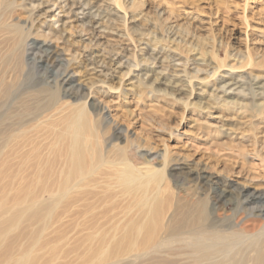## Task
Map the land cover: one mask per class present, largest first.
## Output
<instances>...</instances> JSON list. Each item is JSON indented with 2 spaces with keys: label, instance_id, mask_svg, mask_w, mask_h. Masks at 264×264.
Returning a JSON list of instances; mask_svg holds the SVG:
<instances>
[{
  "label": "rangeland",
  "instance_id": "1",
  "mask_svg": "<svg viewBox=\"0 0 264 264\" xmlns=\"http://www.w3.org/2000/svg\"><path fill=\"white\" fill-rule=\"evenodd\" d=\"M120 1L7 0L10 8L23 9L15 19L27 45L34 42L59 59L49 66L53 75L33 88L60 94L73 88L83 96L93 90L86 99L106 107L107 138L120 127L130 140L155 147L143 156L133 145L137 167H161L168 151L171 165L211 175L214 186L263 191L264 0ZM21 50L23 78L31 85L47 62L31 64L40 50ZM102 57L106 68L94 64ZM219 61L224 65L217 68ZM66 75L72 84L63 83ZM167 177L177 195L210 192L182 176ZM22 181L19 174L0 173V264H20L17 259L28 253V264H99L82 218L44 226L21 218ZM43 198L50 201L48 193ZM103 225L109 232L117 223ZM123 258L109 262H148L147 256Z\"/></svg>",
  "mask_w": 264,
  "mask_h": 264
},
{
  "label": "bare ground",
  "instance_id": "2",
  "mask_svg": "<svg viewBox=\"0 0 264 264\" xmlns=\"http://www.w3.org/2000/svg\"><path fill=\"white\" fill-rule=\"evenodd\" d=\"M6 1L0 0V173L23 178L21 218L43 226L82 218L88 248L98 254L99 264H115L109 261L125 256H147V264H264V190L249 191L244 184L214 186L211 175L171 165L168 151L161 167H137L133 145L143 156L155 147L130 140L120 127L112 128L107 138L102 128L106 107L101 101L87 102L93 90L83 96L73 88L61 94L33 88L52 74L49 66L59 59L34 42L27 45L24 28L15 19L23 9L10 8ZM35 48L40 53L31 64H47L44 74L28 85L21 49ZM210 53L218 58L214 49ZM94 64L108 65L105 57ZM223 65L219 61L217 68ZM62 81L72 84L73 78L66 75ZM96 82L91 80L92 87ZM249 145L258 149L257 141ZM167 175L210 186V192L177 195ZM109 221L117 225L108 232L103 224ZM29 261L30 253L16 262Z\"/></svg>",
  "mask_w": 264,
  "mask_h": 264
}]
</instances>
